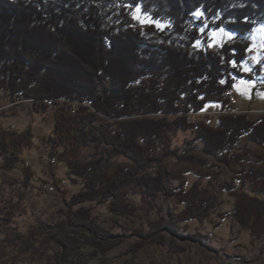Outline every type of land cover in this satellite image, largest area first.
Returning <instances> with one entry per match:
<instances>
[{
  "label": "trees",
  "instance_id": "16d2710c",
  "mask_svg": "<svg viewBox=\"0 0 264 264\" xmlns=\"http://www.w3.org/2000/svg\"><path fill=\"white\" fill-rule=\"evenodd\" d=\"M261 23L264 0H0V90L12 108L28 102L31 112L51 115L43 151L49 160L64 159L68 175L82 182L64 196V223L92 222L90 207L74 208L84 202L109 201V211L133 213L129 194L160 192L184 204L177 221L203 219L215 198L198 180L184 189V173L216 178L209 156L238 166L230 181L219 182L225 191L241 186L263 195L234 206L241 225L255 223L253 211L264 210V112L219 113L217 126L192 115L213 101L222 103L220 110L233 109L224 91L232 73L246 76L239 65ZM219 28L233 36L216 48L198 45ZM262 52L264 65V45ZM179 133L188 136L180 140ZM7 135L0 151L3 167L10 168L31 141L30 131ZM10 137L17 143L11 145ZM118 156L132 167L119 163L112 174ZM167 158L184 162V173L166 172ZM25 163L19 203L31 190ZM168 175L179 183L173 191L166 187Z\"/></svg>",
  "mask_w": 264,
  "mask_h": 264
},
{
  "label": "rangeland",
  "instance_id": "374dc122",
  "mask_svg": "<svg viewBox=\"0 0 264 264\" xmlns=\"http://www.w3.org/2000/svg\"><path fill=\"white\" fill-rule=\"evenodd\" d=\"M232 36L226 29H211L198 45L216 48ZM263 45L264 23H261L249 36L247 57L239 65L246 76L231 74L237 103L228 112L243 111L250 117L264 112ZM11 106L9 98L0 90V129L5 134L18 136L30 131L31 145H23L20 160L10 168L3 167L4 153L0 151V264H264V210L259 214L254 210L255 223L250 220L245 225L238 222L234 213L237 200L260 201L263 195L241 186L225 191L219 182L230 181L238 166L232 163L229 167L212 156L208 158L217 179L184 173L185 163L175 158H167L164 166L166 172L184 173V189L198 180L210 190L216 206L203 219L177 221L174 216L184 204L174 195L160 192L155 197L129 194L127 199L135 207L133 213H113L108 209L109 201L84 202L74 208L90 207L92 222L64 223L69 211L64 196L80 190L82 182L73 181L68 175L64 159L58 158L50 164L47 151H43V143L52 128L51 115L31 112L28 102L15 108ZM221 108L220 101L209 102L205 105L206 111L193 113L192 118H203L217 126L218 114L226 113L220 112ZM3 131L0 138H8L9 135L2 136ZM178 136L182 140L188 133ZM11 137L10 144H16V139ZM83 151L89 153L90 149ZM25 162L29 165L26 169L32 172L28 179L31 190L24 202L19 203L16 193L26 191ZM119 163L132 167L127 157L118 156L109 168L110 173L115 172ZM43 184H53L55 191L42 190ZM178 184L168 175L169 191ZM23 204L26 212L21 210ZM141 241L143 245L136 250L134 246Z\"/></svg>",
  "mask_w": 264,
  "mask_h": 264
},
{
  "label": "built area",
  "instance_id": "2783aa9c",
  "mask_svg": "<svg viewBox=\"0 0 264 264\" xmlns=\"http://www.w3.org/2000/svg\"><path fill=\"white\" fill-rule=\"evenodd\" d=\"M224 97H225L227 103L230 104L231 106H234L237 103L236 96H235V90L233 89L232 86H229V87L225 88ZM228 111H230V109L229 110L228 109L220 110V112H228ZM231 112H234V111L231 110ZM50 162L51 163H55L56 162V158L55 157H51L50 158ZM40 188L42 190H45V191H48V192H54L55 191V186L53 184H50L48 186L43 184V185L40 186Z\"/></svg>",
  "mask_w": 264,
  "mask_h": 264
},
{
  "label": "snow or ice",
  "instance_id": "6c2138e0",
  "mask_svg": "<svg viewBox=\"0 0 264 264\" xmlns=\"http://www.w3.org/2000/svg\"><path fill=\"white\" fill-rule=\"evenodd\" d=\"M142 23H143V21H142ZM233 63L235 64V62L233 61ZM222 83H223V81H222Z\"/></svg>",
  "mask_w": 264,
  "mask_h": 264
},
{
  "label": "crops",
  "instance_id": "0c3cea01",
  "mask_svg": "<svg viewBox=\"0 0 264 264\" xmlns=\"http://www.w3.org/2000/svg\"><path fill=\"white\" fill-rule=\"evenodd\" d=\"M240 110V109H239Z\"/></svg>",
  "mask_w": 264,
  "mask_h": 264
}]
</instances>
